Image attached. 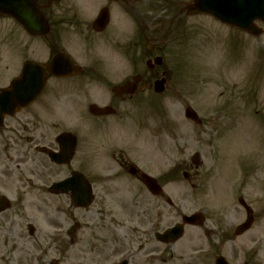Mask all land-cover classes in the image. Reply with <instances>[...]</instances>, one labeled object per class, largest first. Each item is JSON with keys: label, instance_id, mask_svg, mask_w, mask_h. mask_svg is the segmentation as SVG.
Listing matches in <instances>:
<instances>
[{"label": "flooded vegetation", "instance_id": "af4514ba", "mask_svg": "<svg viewBox=\"0 0 264 264\" xmlns=\"http://www.w3.org/2000/svg\"><path fill=\"white\" fill-rule=\"evenodd\" d=\"M64 1L67 0L61 3ZM71 1L75 3V8L60 11L57 7L61 3L52 4L50 0H33L37 10L47 20L51 29L49 35L44 38L32 37L15 19L0 14V30L3 32L0 41L3 48L5 45H10L9 32L13 29L20 30L21 34L30 40V43L24 42L21 45L16 52L15 60H9L10 50L4 55L8 57L7 59L1 56L0 92L10 84L9 76L5 75L9 73L10 65L17 68V74L20 75L25 62H41L33 58L34 51L31 55H27L34 41H44L48 48V60L41 62L48 66L58 54L70 56L64 50L57 48L60 32L65 31L72 35L80 32L85 35L88 31L84 36L86 43L91 42V38L100 37L94 40V43L101 41L115 50L123 51L125 57L130 55L132 73L118 78L115 81L119 82L118 86L121 87L132 81V78L137 75H141L142 79L132 97H117L111 90L115 86H112L110 91L105 86L115 82L111 80L113 76L104 64L95 62L83 66L73 61L71 57L73 64L83 69L82 75L68 79L48 76L45 92L41 98L19 114L22 117V123H6L5 121L0 128V156L2 157L0 159V201L7 199L9 209L3 210L0 205V264H29L28 262L32 261L35 262L34 264H42L44 259L49 257H53L49 264H169L170 257L171 259L183 258L186 262L189 259L192 264H201L199 256L191 257L192 255L188 254L187 259L186 253L178 251L176 244L164 243L157 236L170 228L167 219L170 217L171 205L163 180L165 176L175 174L178 170L169 173L161 169L153 173L150 168L143 169V162H138L139 165L134 163L131 154L137 147V133L143 134V129L135 130L128 124L116 125L108 122L110 118L123 120L124 114L116 111L117 109L122 111L123 105L132 99L144 95L153 96L155 83L170 75L165 64L171 35L169 21L165 17L160 20L158 15L152 17L147 13L138 12L136 7L138 3H168L164 9L169 14L173 11L171 14L177 15L175 19L182 15H189L191 7L181 0H121L118 3L100 0L104 4L101 10L107 9L110 15L107 16L109 21L105 31L98 34L93 29L96 15H86L92 19L89 22L83 18L85 14L81 15L78 10L82 9L83 12L87 9V6L80 8V4L89 3V0ZM228 1V15L242 17L264 15V0ZM114 6L123 8L124 26L121 25L118 15H112ZM58 15L68 17L64 26L62 21H58L62 19H56ZM120 25L123 27L122 30L129 29V40L124 42V45L118 41L119 36L115 37L119 35ZM255 26L262 29L264 35V18L257 20ZM225 27L228 30L230 45L235 50L245 51L249 47L251 35L235 26ZM123 34L127 40L126 33ZM1 54H4L3 51ZM160 56L164 58L163 66L153 67L155 59ZM108 67L110 69L112 65L108 64ZM141 67L145 68L144 72ZM169 81L170 79L166 87L169 86ZM66 82H72V87L76 86L78 89L81 84H84L85 91L89 92V98L96 100L89 106L96 104L100 107L113 108L115 111L112 117L97 118L103 122L97 132L105 138L103 143L106 144L103 146V153H100L104 171L92 173L88 171L87 164L91 158L87 151L88 143H90L88 130L86 138H83L78 130V132L75 131L76 133L63 128L58 131L59 126L52 120L58 104L56 85L58 83L65 85ZM81 93L75 97L80 99ZM245 95L242 91V97ZM60 105L66 108L63 104ZM159 110L163 112L162 115L167 120L166 110L156 109L155 112ZM48 114L50 122L46 123L44 121ZM64 133L76 138L77 148L72 163L68 166H58L51 161L50 152L57 153L60 150L58 138ZM132 139L134 142L130 146L131 150H128L129 141ZM80 143L82 146L83 143L86 144L82 150V161L79 158ZM75 163H79L78 169L74 168ZM61 168L63 171H59ZM75 173L84 177L81 178L82 180H77V186L74 189L76 192H80L81 189L78 186H83L85 180L92 185L95 201L89 208L78 207L70 193L55 194L51 190L53 185L70 179ZM144 175L153 178L156 176L155 179L161 186L158 196L153 195L145 187ZM11 184L19 186L14 189V193L10 192ZM41 220H44L45 224L41 223ZM190 229L193 230L188 232L186 230L188 236L191 232L202 230L201 228L195 230V227ZM201 250L196 246L193 247L194 253Z\"/></svg>", "mask_w": 264, "mask_h": 264}, {"label": "rangeland", "instance_id": "374dc122", "mask_svg": "<svg viewBox=\"0 0 264 264\" xmlns=\"http://www.w3.org/2000/svg\"><path fill=\"white\" fill-rule=\"evenodd\" d=\"M181 1L189 3L192 0ZM80 5L87 6L83 12L78 6L76 8L81 15L85 14L83 18L91 22L92 19L86 15H98V8L104 4L89 0V3ZM164 6V3H148L136 7L140 13L152 17L158 15L160 20L165 17L169 21L172 33L165 55L170 72L168 89L161 97L153 93V96L132 99L123 105L122 111L117 109L124 114L123 120L110 118L108 122L128 124L135 130L143 129V134L137 133V147L131 154L134 163L139 165L138 162H143V169L150 168L153 173L161 169L166 172L178 169L176 175L164 180L168 195L176 206L169 209V226L177 222L180 211L185 215L204 213L207 219L204 231L208 232L189 233L188 238L177 246L178 251L186 253L187 258L188 254H193L194 246L201 248V264H213L218 256L225 257L229 264H264V37L257 40L250 38L249 47L243 54L235 53L239 55L232 59L227 28L207 16L186 18L183 15L173 21L172 14L167 13ZM73 7L75 3L67 0L57 8L64 11ZM123 13V8L113 7L112 15L119 16L122 26ZM66 18L65 15H58L56 19H62L58 21H62L64 26ZM172 22L174 26H171ZM179 24L181 29L176 34L174 29ZM122 26L115 37L119 36L118 41L124 45L129 40V29L122 30ZM123 33H126L127 40ZM2 35L0 30V37ZM85 35L82 32L74 35L60 32L57 48L70 54L73 61L80 65L104 64L114 82L132 73L129 54L125 57L123 51L101 41L94 43L100 37L91 38L92 41L86 43ZM24 42L30 43V40L20 30H10V45L3 48L0 41V58L10 50L9 60H15L16 52ZM47 50L44 41H34L27 55L34 51L33 58L46 62L49 56ZM108 64L112 65L110 69ZM141 70L144 72L145 68L141 67ZM16 73L18 69L10 65V71L5 75L13 77ZM118 83L105 86L110 91ZM66 84L56 85L58 104L52 120L59 126L58 131L62 128L73 132L78 130L83 138H86L88 130L90 143L87 151L91 157L88 171H104L100 153L106 145L103 143L105 138L97 132L103 122L88 112L89 104L96 100L89 98L84 84L80 83L83 88L79 86V89L75 85L73 88L72 82ZM242 91L246 94L244 97L248 94L245 99L242 98ZM78 93H81L80 99L75 97ZM186 107L199 114L203 126L187 121L184 116ZM156 109H165L167 120L161 110L154 112ZM49 120L48 114L44 122L49 123ZM7 122L22 123V117L17 116ZM133 140L129 141L128 150H131ZM85 145L80 143L81 161ZM195 155L201 158L199 166L193 164ZM73 166L75 169L80 167L79 163ZM183 171H187L189 179L184 178ZM18 187V184H11L10 192L14 193ZM242 197L254 210L256 221L252 230L236 239L233 231L246 219V213L238 203ZM41 223L45 224L44 220ZM228 238L233 240L227 241ZM51 258H45L42 264H49ZM188 262L183 258L169 259V264H192L189 259Z\"/></svg>", "mask_w": 264, "mask_h": 264}, {"label": "water", "instance_id": "95a60500", "mask_svg": "<svg viewBox=\"0 0 264 264\" xmlns=\"http://www.w3.org/2000/svg\"><path fill=\"white\" fill-rule=\"evenodd\" d=\"M5 4L8 7L6 12L7 14L13 15L19 22H21L30 32L33 34L37 35H45L48 32V29H46L45 21L43 20V26L41 30H33L31 28V25L26 21L24 15H20V13L11 11L10 8L12 7L11 4L13 3V0H6ZM23 1L22 6L24 5V1L27 0H18ZM54 1H59V0H54ZM2 0H0V11L3 12L4 8L2 5ZM226 6V1L225 0H198L196 1V9L195 13H205V14H210V16L216 17L220 22L227 23L229 21L228 15L224 13ZM30 10V9H29ZM27 9L26 11L29 12ZM18 11V10H17ZM103 15H106V13H103ZM104 20V18L100 21V23ZM103 22L101 23V25ZM99 25V23H98ZM97 25V29H98ZM100 25V26H101ZM256 35V33H254ZM46 67L43 65H38L34 63H29L26 65L24 72L22 73V76L18 79H16L11 85V87L0 95V124H2L3 121V116H14L17 114L21 109L29 106L30 104H33L41 95V93L44 90L45 82H46ZM79 70V69H78ZM76 68H73V65L67 58L60 57L57 60L54 61L52 64V72L57 75V76H62V77H67L70 75H77L80 71H78ZM138 79H136L137 81ZM163 83L164 82H159L157 84L156 91L159 93H162L164 91L163 89ZM136 84H127L123 88H117L114 89V91L117 94H130L134 92ZM90 112L95 115V116H101L104 114H108L109 112L107 110H103L96 106H93L90 110ZM186 118L192 120L193 122L200 124L201 121L198 117L197 114L192 109H188L186 112ZM65 138V141L67 140V136H63L62 139ZM67 148L64 150V153L57 154V155H52V160L58 163L59 165L61 164H68L71 158L72 150L74 148V141H66ZM196 162L198 163V159H195ZM72 180H69L63 184H58L55 185L53 188H55V192H58L57 189H61L62 186L64 188H74V184L71 185L69 184ZM86 188V192L84 193V197H88L89 199H86V201H78V202H84V203H78L81 206H88L92 203V194L91 191L88 190V187L84 185ZM147 186L152 189L153 188V183L152 182H147ZM81 195V194H80ZM241 204L246 207V210H248L249 213V218L244 224L241 229L242 232L244 233L246 230H249L253 224V214L252 211L249 210V208L245 205L243 201H241ZM197 222L199 221L200 223L203 222V217L202 216H196V217H191V218H185V222ZM180 229L176 228L170 231V234H167V240L173 241L176 240L180 236ZM215 264H227L224 259L219 258Z\"/></svg>", "mask_w": 264, "mask_h": 264}]
</instances>
